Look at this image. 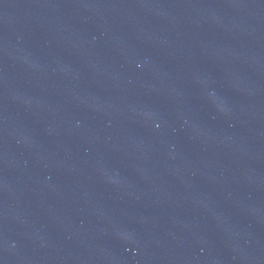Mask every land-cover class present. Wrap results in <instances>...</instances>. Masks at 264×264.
Returning a JSON list of instances; mask_svg holds the SVG:
<instances>
[{"label":"water","instance_id":"water-1","mask_svg":"<svg viewBox=\"0 0 264 264\" xmlns=\"http://www.w3.org/2000/svg\"><path fill=\"white\" fill-rule=\"evenodd\" d=\"M0 264H264V0H0Z\"/></svg>","mask_w":264,"mask_h":264}]
</instances>
